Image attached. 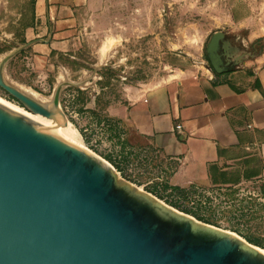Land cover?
Instances as JSON below:
<instances>
[{
    "label": "water",
    "instance_id": "95a60500",
    "mask_svg": "<svg viewBox=\"0 0 264 264\" xmlns=\"http://www.w3.org/2000/svg\"><path fill=\"white\" fill-rule=\"evenodd\" d=\"M220 32L206 47L212 70H225ZM0 89L33 114L67 124L62 80L47 103L6 81ZM98 158H100L98 156ZM0 102V264H264L237 235L200 223L119 180L113 167Z\"/></svg>",
    "mask_w": 264,
    "mask_h": 264
},
{
    "label": "crops",
    "instance_id": "0c3cea01",
    "mask_svg": "<svg viewBox=\"0 0 264 264\" xmlns=\"http://www.w3.org/2000/svg\"><path fill=\"white\" fill-rule=\"evenodd\" d=\"M216 2L224 10L215 30L222 34L224 72L215 73L210 65L181 71L144 90L129 89L106 118L95 116L92 102L76 117L106 119L118 133L115 143L138 157L141 168L154 172L168 191L199 194L255 185L264 196V0ZM90 6L91 0H36L34 23L25 31L33 43L21 65L42 75L54 69L57 55L75 53ZM5 69L4 75H17ZM18 80L19 87L36 85ZM63 96L68 106L78 92L66 90ZM263 205L255 204V229L264 234Z\"/></svg>",
    "mask_w": 264,
    "mask_h": 264
},
{
    "label": "rangeland",
    "instance_id": "374dc122",
    "mask_svg": "<svg viewBox=\"0 0 264 264\" xmlns=\"http://www.w3.org/2000/svg\"><path fill=\"white\" fill-rule=\"evenodd\" d=\"M35 3L0 0V60L27 43L25 31L34 23ZM223 16L224 10L216 0H91L75 53L69 57L57 55L54 69L38 75L21 65L24 49L9 61L10 69H15L12 65L16 62L17 75L5 71L4 76L10 84L45 103L58 82L83 81L80 87L63 89L60 107L88 150L111 165L119 180L264 251V234L255 229V204H264V196L258 194L255 185L199 194L168 191L154 180V172L141 168L138 157L125 153L115 143L118 133L106 119L81 122L76 117L79 108L92 102L95 116L106 118L108 108L122 102L129 89L144 90L178 77L181 71L209 66L206 47ZM20 78L36 85L31 89L19 87L15 82ZM66 90L78 92V98L68 106L63 96ZM0 99L27 111L2 89Z\"/></svg>",
    "mask_w": 264,
    "mask_h": 264
},
{
    "label": "bare ground",
    "instance_id": "6f19581e",
    "mask_svg": "<svg viewBox=\"0 0 264 264\" xmlns=\"http://www.w3.org/2000/svg\"><path fill=\"white\" fill-rule=\"evenodd\" d=\"M24 91V90H23ZM25 92V91H24ZM30 95V93H28ZM32 96V95H30ZM33 97V96H32ZM34 98V97H33ZM38 100V99H37ZM40 101V100H39ZM0 102L4 103L5 105L17 110L18 112L28 116L29 118L39 122L42 126H45L57 134L63 136L68 141L72 142L73 144L84 147L88 150V147L84 144V142L81 140L79 132L77 129L72 128L68 123L65 125L61 120L56 118H46L39 114H33L31 112L25 111L23 108L15 106L11 103H8L6 101H3L0 99ZM41 102V101H40ZM45 103V102H43ZM47 103V102H46ZM90 151V150H89ZM92 152V151H91ZM94 154V153H93ZM98 158V157H97ZM99 159V158H98ZM101 160V159H100ZM263 255L264 251L259 250Z\"/></svg>",
    "mask_w": 264,
    "mask_h": 264
}]
</instances>
